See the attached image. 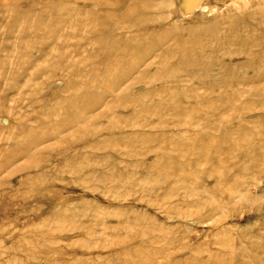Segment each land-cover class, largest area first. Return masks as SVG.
I'll return each mask as SVG.
<instances>
[{
  "label": "rangeland",
  "instance_id": "374dc122",
  "mask_svg": "<svg viewBox=\"0 0 264 264\" xmlns=\"http://www.w3.org/2000/svg\"><path fill=\"white\" fill-rule=\"evenodd\" d=\"M0 0V264H264V0Z\"/></svg>",
  "mask_w": 264,
  "mask_h": 264
},
{
  "label": "water",
  "instance_id": "95a60500",
  "mask_svg": "<svg viewBox=\"0 0 264 264\" xmlns=\"http://www.w3.org/2000/svg\"><path fill=\"white\" fill-rule=\"evenodd\" d=\"M201 0H189L188 8L194 7Z\"/></svg>",
  "mask_w": 264,
  "mask_h": 264
}]
</instances>
